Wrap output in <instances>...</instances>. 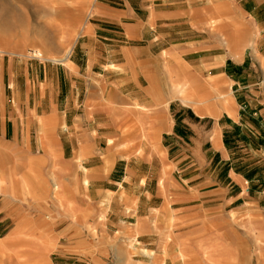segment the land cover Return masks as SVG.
Listing matches in <instances>:
<instances>
[{"label": "rangeland", "instance_id": "obj_1", "mask_svg": "<svg viewBox=\"0 0 264 264\" xmlns=\"http://www.w3.org/2000/svg\"><path fill=\"white\" fill-rule=\"evenodd\" d=\"M208 2L0 0V264H264V8Z\"/></svg>", "mask_w": 264, "mask_h": 264}, {"label": "crops", "instance_id": "obj_2", "mask_svg": "<svg viewBox=\"0 0 264 264\" xmlns=\"http://www.w3.org/2000/svg\"><path fill=\"white\" fill-rule=\"evenodd\" d=\"M154 1L155 0H152V1L151 0H145V3L147 4V12H149L150 15L156 14V15H159V16H165V15H173L174 16V15H180L181 14V11H182V8H181L182 0H162V2H158V3L154 2ZM210 1H211V3L208 2L204 6L207 7V8H209V7L219 8L220 7L221 9L222 8H226V7L229 8L231 6L233 9L236 10L237 14L241 17V20H243L245 18V16H249V17L255 16L256 15V13H255L256 9L259 10L261 8H264V0H255L256 1V4L254 5L255 8H253V9H249L248 8L249 10L246 8V0H210ZM183 3H185V2H183ZM154 6H156V7H154ZM234 6H236V7L234 8ZM197 7H199V6H197ZM199 8H202V7H199ZM151 10H152V13H151ZM145 24H146L145 21H141L142 27H144ZM148 26H149L148 30L151 31L153 29V27L151 25H148ZM228 59H229L228 57L223 59L221 61V63L219 65H217V67H220L222 69L220 71V75H224V76L229 78L228 70H227V68L229 66L228 65V61H227ZM131 60H132V65H133L132 69H133L134 72H137L138 70L136 68V64L138 65L140 60L137 59L136 57H131ZM203 65L205 66L206 64L203 63ZM132 78L133 79H137L138 76L135 74L134 76H132ZM180 86L181 85L178 86V89L180 88V91H178V92L181 95L184 94L185 97H188V95H187L188 91L186 90V88L184 86H181V87ZM137 88L139 90L138 93L140 95H142L143 93L145 95L147 94V89H145L144 87L139 86ZM188 101L191 102L193 105H195V109L199 108L198 105H200V101H195V100H191V99H189ZM185 102H186V100H185ZM67 128H69V127H67ZM163 133H164V131L161 132V135H163ZM166 133L168 134V132H166ZM91 138H94V137L93 136L92 137L91 136H89V137L87 136V139H91ZM210 140H212V138ZM90 142L91 141H87V144H89ZM88 155H118V154H116V153H108V154H100V153H98V154H96V153L90 152V153H88ZM91 169L94 170V174L96 173L95 170L98 171V173L100 171V167L99 166H93ZM43 231H44V229L40 230L39 231L40 234H42ZM166 255H168V254L166 253ZM34 256L37 257L36 254Z\"/></svg>", "mask_w": 264, "mask_h": 264}, {"label": "bare ground", "instance_id": "obj_3", "mask_svg": "<svg viewBox=\"0 0 264 264\" xmlns=\"http://www.w3.org/2000/svg\"><path fill=\"white\" fill-rule=\"evenodd\" d=\"M71 49H68L63 55L61 56H58V57H51V58H46V59H49V60H52V61H57V62H61V61H65V59L67 58V56H69V53H70ZM34 54V52H33ZM32 54V55H33ZM30 55V56H32ZM27 56V54H26ZM29 56V55H28ZM183 93V92H182ZM36 264H46V261H45V256H41L40 258H37L36 260Z\"/></svg>", "mask_w": 264, "mask_h": 264}]
</instances>
